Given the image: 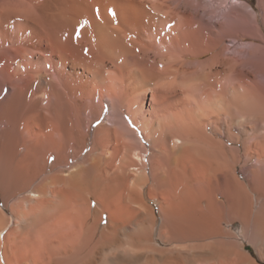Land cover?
Wrapping results in <instances>:
<instances>
[{
	"label": "bare ground",
	"instance_id": "bare-ground-1",
	"mask_svg": "<svg viewBox=\"0 0 264 264\" xmlns=\"http://www.w3.org/2000/svg\"><path fill=\"white\" fill-rule=\"evenodd\" d=\"M156 1L150 7L158 10ZM148 2L0 0V19L25 22L21 30L47 21L55 44L65 32L76 34L113 62L116 52L137 53L129 38L150 23ZM6 41L0 38V264H264V137L237 140L228 151L233 143L207 137L196 146L182 125L170 148L152 146L147 161L111 126L98 127L88 142L76 120L80 110L40 108L29 99V82L17 92V56L1 52ZM48 89L55 95L53 85ZM252 99H235L234 118L246 117L258 130L264 108L260 96L258 106ZM188 143L192 150L177 155L178 144ZM241 155L259 165L246 168L245 159L243 176L235 177Z\"/></svg>",
	"mask_w": 264,
	"mask_h": 264
},
{
	"label": "rangeland",
	"instance_id": "rangeland-1",
	"mask_svg": "<svg viewBox=\"0 0 264 264\" xmlns=\"http://www.w3.org/2000/svg\"><path fill=\"white\" fill-rule=\"evenodd\" d=\"M147 1H151L147 4L150 23L134 35L127 29L137 53L116 52L113 62L102 61L98 51L87 47L76 34L71 38L65 32L62 42L55 44L52 24L47 21H39L36 27L26 22L29 25L21 30L25 22L14 26L16 23L10 24L1 16L8 24L0 22V38L7 40L1 52L9 49L6 57L17 56V61L13 57L11 62L17 71V92L29 82V99L40 108L80 110L76 120L88 142L97 136L98 127L111 126L123 133L132 150L144 154L146 161L152 146L165 142L170 148L173 130L182 125L194 132L190 139H197L196 146L197 141L211 138L233 143L226 147L236 151L237 140L263 138L264 119L257 130L250 119L234 118V105L244 94L254 98L257 106L260 96L264 108V0H158V10L150 7L153 0ZM247 6L255 13L246 11ZM245 13L251 17L249 22L244 20ZM110 42V46L118 43ZM48 85L54 86L55 95L50 94ZM260 110L258 117L264 111ZM214 130L218 135H213ZM178 146L177 155L194 144ZM245 159L240 156L235 177H242L243 169L259 165L252 157L245 168Z\"/></svg>",
	"mask_w": 264,
	"mask_h": 264
}]
</instances>
